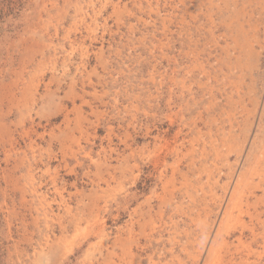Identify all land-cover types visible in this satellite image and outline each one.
Here are the masks:
<instances>
[{
    "label": "rangeland",
    "instance_id": "1",
    "mask_svg": "<svg viewBox=\"0 0 264 264\" xmlns=\"http://www.w3.org/2000/svg\"><path fill=\"white\" fill-rule=\"evenodd\" d=\"M263 148L264 0H0V264H264Z\"/></svg>",
    "mask_w": 264,
    "mask_h": 264
},
{
    "label": "bare ground",
    "instance_id": "2",
    "mask_svg": "<svg viewBox=\"0 0 264 264\" xmlns=\"http://www.w3.org/2000/svg\"><path fill=\"white\" fill-rule=\"evenodd\" d=\"M196 60H197V59H196ZM227 110H228V109H227ZM224 113H225V112H224ZM228 113H229V112H228ZM230 115H231V114H230ZM160 139H161V138H160ZM159 142H160V141H159ZM161 142H162V141H161ZM171 142H172V141H171ZM153 144H154V143H153ZM160 144H161V143H160ZM191 145H192V144H191ZM162 146H163V145H162ZM155 147H156V146H155ZM157 147H158V145H157ZM172 147H173V146H172ZM183 147H184V146H183ZM147 148H148V147H147ZM150 148H151V147H150ZM159 149H160V147H159ZM169 149H170V148H169ZM169 149H168V150H169ZM191 149H192V148H191ZM191 149H190V151H191ZM162 150H163V149H162ZM175 150H176V149H175ZM263 150H264V148H263ZM192 151H193V149H192ZM174 152H175V151H174ZM174 152H173V153H174ZM161 153H162V152H161ZM191 153H192V152H191ZM157 154H158V153H157ZM157 154H156V155H157ZM186 154H187V153H186ZM207 154H208V153H207ZM154 155H155V154H154ZM180 155H181V153H180ZM190 155H191V154H190ZM170 156H171V155H170ZM176 156H177V155H176ZM176 156H175V157H176ZM260 156H261V155H260ZM164 157H165V156H164ZM183 157H185V156H183ZM183 157H182V158H183ZM257 157H258V156H257ZM146 158H147V157H146ZM166 158H167V157H166ZM186 158H187V157H186ZM193 158H194V157H193ZM161 159H162V157H161ZM203 159H204V158H203ZM262 159H263V158H262ZM187 160H189V159H187ZM192 160H193V159H192ZM148 161H149V160H148ZM158 162H159V161H158ZM160 163H161V162H160ZM178 163H179V162H178ZM148 164H149V163H148ZM152 164H153V163H152ZM156 164H157V163H156ZM193 164H194V163H193ZM196 164H197V163H196ZM160 165H161V164H160ZM170 165H171V164H170ZM175 165L177 166L176 162H175ZM173 166H174V165H173ZM176 166H175V167H176ZM145 167H146V166H145ZM150 167H151V166H150ZM188 167H189V166H188ZM214 167H215V165H214ZM260 167H262V166H260ZM169 168H170V167H169ZM193 169H194V168H193ZM206 169H207V168H206ZM208 169H209V168H208ZM216 169H217V168H216ZM146 170H147V169H146ZM178 170H179V169H178ZM209 170H210V169H209ZM211 170H212V169H211ZM262 170H264V169H262ZM185 171H187V170H185ZM214 171H215V169H214ZM254 171H255V170H254ZM151 172H152V171H151ZM170 172H171V170H170ZM173 172H174V171H173ZM189 172H190V171H189ZM223 172H224V171H223ZM153 173H154V172H153ZM187 173H188V172H187ZM226 173H227V172H226ZM259 173H260V172H259ZM148 174H149V173H148ZM157 174H158V173H157ZM160 174H162V173H160ZM165 174H166V173H165ZM260 174H261V173H260ZM150 175H151V174H150ZM196 175H197V174H196ZM200 175H201V174H200ZM212 175H213V174H212ZM164 176H165V175H164ZM167 176H168V175H167ZM206 176H207V174H206ZM152 177H153V176H152ZM227 177H228V176H227ZM156 178H157V176H155V179H156ZM172 178H173V177H172ZM174 178H175V177H174ZM197 178H198V177H197ZM224 178H225V177H224ZM181 179H182V178H181ZM245 179H246V178H245ZM153 180H154V179H153ZM166 180H167V177H166ZM194 180H195V179H194ZM198 180H199V179H198ZM198 180H197V181H198ZM167 181H168V180H167ZM190 181H191V180H190ZM199 181H200V180H199ZM206 181H207V180H206ZM206 181H205V182H206ZM217 181H219V180H217ZM220 181H221V180H220ZM254 181H255V180H254ZM257 181H258V180H257ZM179 182H181V181H179ZM185 182H186V181H185ZM164 183H166V182H164ZM172 183H173V182H172ZM183 183H184V182H183ZM183 183H182V184H183ZM195 183H196V182H195ZM246 183H247V182H246ZM180 184H181V183H180ZM239 184H240V183H239ZM202 185H203V184H202ZM205 185H206V183H205ZM231 185H232V184H231ZM236 185H237V184H236ZM161 186H162V185H161ZM189 186H190V185H189ZM208 186H209V184H208ZM214 186H215V185H214ZM154 188H155V187H154ZM154 188H153V189H154ZM180 188H181V187H180ZM247 188H249V187H247ZM158 189H159V188H158ZM173 189H174V188H173ZM197 189H199V187H198ZM240 189H241V188H240ZM243 189H244V188H243ZM180 190H181V189H180ZM148 191H149V190H148ZM150 191H151V190H150ZM182 191H183V190H182ZM235 191H236V190H235ZM249 191H250V190H249ZM254 191H255V190H254ZM193 192H194V191H193ZM231 192H232V191H231ZM170 193H171V192H170ZM223 193H224V191H223ZM232 193H233V192H232ZM238 194H239V193H238ZM152 195H153V194H152ZM167 195H170V194H167ZM187 195H188V194H187ZM210 195H211V194H210ZM212 195H213V194H212ZM231 195H233V194H231ZM153 196H154V195H153ZM160 196H162V195H160ZM175 196H176V192H175ZM213 196H214V195H213ZM215 196H216V195H215ZM217 196H219V195H217ZM236 196H240V195H237V194H236ZM164 197H165V196H164ZM196 197H197V196H196ZM205 197H206V196H205ZM233 197H234V196H233ZM256 197H258V196H256ZM152 198H153V197H152ZM180 198H181V197H180ZM231 198H232V196H231ZM239 198H240V197H239ZM241 198H242V197H241ZM248 198H249V197H248ZM150 199H151V198H150ZM165 199H166V198H165ZM167 199H168V198H167ZM192 199H193V198H192ZM208 199H209V198H208ZM208 199H207V200H208ZM226 199H227V198H226ZM250 199H251V198H250ZM148 200H149V198H148ZM159 200H160V199H159ZM182 200H183V199H182ZM194 200H195V199H194ZM194 200H193V201H194ZM232 200H233V199H232ZM232 200H231V201H232ZM149 201H150V200H149ZM168 201H169V200H168ZM215 201H216V200H215ZM229 201H230V200H229ZM231 201H230V202H231ZM237 201H238V200H237ZM251 201H252V200H251ZM162 202H163V201H162ZM164 202H165V201H164ZM210 202H212V201H210ZM190 203H191V202H190ZM203 203H204V202H203ZM203 203H202V204H203ZM216 203H217V201H216ZM232 203H233V202H232ZM238 203H239V202H238ZM244 203H245V202H244ZM159 204H162V203H159ZM205 204H206V203H205ZM217 204H218V203H217ZM217 204H216V205H217ZM245 204H246V203H245ZM245 204H244V205H245ZM145 205H147V204H145ZM162 205H163V204H162ZM187 205H188V204H187ZM237 205H238V204H237ZM149 206H150V205H149ZM178 206H179V205H178ZM205 206H206V205H205ZM233 206H234V205H233ZM169 207H170V206H169ZM174 207L176 208V206H174ZM179 207H180V206H179ZM185 207H186V206H185ZM230 207H231V206H230ZM251 207H252V206H251ZM163 208H164V207H163ZM165 208H166V207H165ZM177 208H178V207H177ZM177 208H176V209H177ZM232 208H233V207H232ZM261 208H262V207H261ZM160 209H161V208H160ZM178 209H179V208H178ZM213 209H214V208H213ZM251 209H252V208H251ZM149 210H150V209H149ZM157 210H158V209H157ZM168 210H169V209H168ZM187 210H188V209H187ZM193 210H194V209H193ZM196 210H197V209H196ZM200 210H201V209H200ZM159 211H160V210H159ZM162 211H163V210H162ZM178 211H179V210H178ZM210 211H211V210H210ZM230 211H231V210H230ZM234 211H235V210H234ZM251 211H252V210H251ZM172 212H173V211H172ZM179 212H180V211H179ZM213 212H214V211H213ZM226 212H227V210H226ZM263 212H264V211H263ZM161 213H162V212H160V214H161ZM165 213H166V212H165ZM194 213H195V212H194ZM199 213H200V212H199ZM234 213L237 214V212H234ZM250 213H251V212H250ZM261 213H262V212H261ZM166 214H167V213H166ZM212 214H213V213H212ZM219 214H222V213H219ZM224 214H225V212H224ZM147 215H148V214H147ZM169 215H170V213H169ZM175 215H176V214H175ZM194 215H195V214H194ZM178 216H179V215H178ZM201 216H202V215H201ZM204 216H206V215H204ZM218 216H221V215H218ZM234 216H235V215H234ZM239 216H241V215H239ZM194 217H195V216H194ZM212 217H213V216H212ZM214 217H215V216H214ZM159 218H160V217H159ZM179 218H180V217H179ZM183 218H184V217H183ZM207 218H208V217H207ZM218 218H219V217H218ZM218 218H217V219H218ZM221 218H222V216H221ZM224 218H225V216H224ZM155 219H156V218H155ZM163 219H164V218H163ZM168 219H169V218H168ZM217 219H216V220H217ZM249 219H250V218H249ZM210 220H211V219H210ZM243 220H244V219H243ZM178 221H179V220H178ZM184 221H185V220H184ZM184 221H182V222H184ZM212 221H213V220H212ZM257 221H258V220H257ZM162 222H164V221H162ZM165 222H166V221H165ZM165 222H164V223H165ZM176 222H177V221H176ZM189 222H190V221H189ZM213 222H214V221H213ZM227 222H228V221H227ZM100 223H101V222H100ZM100 223H99V224H100ZM185 223H186V222H185ZM191 223H192V222H191ZM194 223H195V222H193V224H194ZM198 223H199V221H198ZM233 223H234V222H233ZM233 223H232V224H233ZM241 223H242V222H241ZM258 223H259V221H258ZM160 224H161V223H160ZM162 224H163V223H162ZM176 224H177V223H176ZM195 224H196V223H195ZM210 224H211V223H210ZM219 224H220V223H219ZM247 224H248V223H247ZM100 225H101V224H100ZM153 225H154V224H153ZM181 225H182V224H181ZM186 225H187V224H186ZM204 225H205V224H204ZM251 225H252V224H251ZM102 226H103V225H102ZM102 226H101V227H102ZM154 226H155V225H154ZM174 226H175V225H174ZM207 226H208V225H207ZM216 226H217V225H216ZM229 226H230V225H229ZM243 226H244V225H243ZM243 226H242V227H243ZM249 226H250V225H249ZM175 227H176V226H175ZM188 227H189V226H188ZM205 227H206V226H205ZM230 227H231V226H230ZM254 227H255V226H254ZM192 228H193V227H192ZM197 228H198V227H197ZM102 229H104V228H102ZM176 229H177V228H176ZM176 229H175V230H176ZM214 229H215V228H214ZM217 229H218V228H217ZM219 229H220V228H219ZM221 229H222V228H221ZM228 229H229V227H228ZM246 229H247V228H246ZM170 230H171V229H170ZM184 230H185V229H184ZM199 230H200V229H199ZM199 230H198V231H199ZM201 230H202V229H201ZM208 230H209V229H208ZM211 230H212V229H211ZM241 230H242V229H241ZM99 231H100V230H99ZM101 231H102V230H101ZM154 231H155V230H154ZM172 231H173V230H172ZM216 231H217V230H216ZM219 231H220V230H219ZM226 231H227V230H226ZM105 232H106V231H105ZM204 232H205V231H204ZM217 232H218V231H217ZM224 232H225V231H224ZM229 232H230V231H229ZM235 232H236V231H235ZM237 232H238V230H237ZM237 232H236V233H237ZM240 232H241V231H240ZM247 232H248V230H247ZM167 233H168V232H167ZM187 233H188V232H187ZM244 233H245V232H244ZM248 233L250 234V233H251V230H250V232H248ZM149 234H150V232H149ZM183 234H185V233H183ZM212 234H214V233L212 232ZM212 234H210V235H212ZM220 234H221V232H220ZM226 234H227V233H226ZM226 234H225V235H226ZM249 234H248V235H249ZM146 235H147V234H146ZM206 235H207V234H206ZM225 235H224V236H225ZM227 235H229V234H227ZM242 235H243V234H242ZM245 235H246V234H245ZM101 236H102V235H101ZM157 236H158V235H157ZM166 236H167V235H166ZM191 236H192V235H191ZM217 236H219V235H217ZM236 236H237V235H236ZM111 237H112V236H111ZM117 237H118V236H117ZM209 237H210V236H209ZM100 238H101V237H100ZM170 238H171V237H170ZM202 238H203V237H202ZM212 238H213V237H212ZM219 238H220V237H219ZM222 238H223V237H222ZM227 238H228V237H227ZM231 238H232V237H231ZM105 239H107V238H105ZM150 239H152V238H150ZM225 239H226V238H225ZM229 239H230V238H229ZM229 239H228V240H229ZM101 240H102V239H101ZM162 240H163V239H162ZM212 240H213V239H212ZM228 240H227V241H228ZM154 241H155V240H154ZM156 241H157V240H156ZM160 241H161V240H160ZM168 241H169V240H168ZM213 241H214V240H213ZM225 241H226V240H225ZM230 241H231V240H230ZM240 241H241V240H240ZM240 241H239V242H240ZM108 242H109V241H108ZM110 242H111V241H110ZM176 242H177V240H176ZM189 242H190V241H189ZM201 242H203V241H201ZM209 242L211 243V239H210ZM237 242H238V241H237ZM239 242H238V243H239ZM112 243H113V242H112ZM114 243H115V242H114ZM168 243H169V242H168ZM197 243H198V240H197ZM220 243H221V242H220ZM244 243H245V242H244ZM98 244H99V243H98ZM110 244H111V243H110ZM190 244H192V243H190ZM225 244H226V243H225ZM239 244H240V243H239ZM100 245H101V243H100ZM138 245H139V244H138ZM145 245H146V244H145ZM161 245H162V244H161ZM186 245H187V244H186ZM188 245H189V244H188ZM202 245H203V244H202ZM240 245H241V244H240ZM148 246H149V245H148ZM190 246H191V245H190ZM190 246H189V247H190ZM228 246L230 247V245H228ZM242 246H243V245H242ZM205 247L207 248L208 246H205ZM99 248H100V247H99ZM109 248H110V247H109ZM157 248H158V247H157ZM224 248H225V247H224ZM237 248H238V247H237ZM93 249H94V248H93ZM158 249H159V248H158ZM195 249H196V248H195ZM208 249H209V250H208V254H207L206 257L204 258V260L201 261L202 264L210 263L211 260H210L209 258L214 259V258L216 257V256L214 255V252H215V251L213 252L214 247H213V246H212V247L210 246ZM239 249H241V248H239ZM102 250H103V249H101V251H102ZM225 250H226V249H225ZM241 250H242V249H241ZM245 250H246V249H245ZM129 251H130V250H129ZM163 251H164V250H163ZM168 251H169V250H168ZM198 251H199V250H198ZM223 251H224V250H223ZM238 251H240V250H238ZM109 252H110V251H109ZM131 252H132V251H131ZM203 252H205V251H203ZM212 252H213V253H212ZM228 252H229V251H228ZM234 252H237V250L234 251ZM242 252H243V251H242ZM97 253H98V252H97ZM160 253H161V252H160ZM184 253H185V252H184ZM201 253H202V250L199 251L197 257L195 258V259H196L195 264H198V260H197V259H199L198 257L201 255ZM215 253H216V252H215ZM218 253H219V251H218ZM225 253H226V252H225ZM98 254H99V253H98ZM112 254H113V253H112ZM123 254H124V253H123ZM132 254H133V253H132ZM227 254H228V253H227ZM235 254H236V253H235ZM237 254H238V253H237ZM93 255H94V254H93ZM99 255H100V254H99ZM109 255H110V254H109ZM151 255H152V254H151ZM154 255H155V254H154ZM175 255H176V254H175ZM202 255H203V254H202ZM212 255H213V257H210V256H212ZM224 255H225V254H224ZM238 255H239V254H238ZM86 256H87V255H86ZM113 256H114V255H113ZM113 256H112V257H113ZM219 256H220V255H219ZM222 256H223V255H222ZM227 256H228V255H227ZM233 256H234V255H233ZM240 256H241V255H240ZM240 256H239V257H240ZM106 257H107V256H106ZM155 257H156V256H155ZM191 257H192V255H191ZM194 257H195V256H194ZM194 257H193V258H194ZM201 257H202V256H201ZM224 257H225V256H224ZM235 257H236V255H235ZM235 257H234V258H235ZM247 257H248V256H247ZM89 258H90V257H89ZM91 258H93V257H91ZM121 258H122V257H121ZM182 258H183V257H182ZM202 258H203V257H202ZM217 258H218V257H216L214 260H216ZM231 258H232V257H231ZM240 258H241V257H240ZM122 259H123V258H122ZM145 259H146V258H145ZM148 259H149V258H148ZM148 259H147V260H148ZM173 259H174V258H173ZM190 259H191V258H190ZM228 259H229V258H228ZM243 259H244V258H243ZM120 260H121V259H120ZM129 260H131V259H129ZM137 260H138V259H137ZM149 260H150V259H149ZM168 260H169V259H168ZM170 260H171V259H170ZM186 260H187V259H186ZM239 260H240V259H239ZM239 260H237V261H239ZM84 261H85V260H84ZM88 261H89V260H88ZM121 261H122V260H121ZM233 261H234V260H233ZM109 262H111V261H109ZM148 262H149V261H148ZM150 262H151V260H150ZM153 262H155V261H153ZM156 262H157V261H156ZM171 262H172V261H171ZM181 262H182V261H181ZM201 262H200V263H201ZM214 262H215V261H214ZM230 262H231V261H230ZM243 262H244V261H243ZM95 263H96V262H95ZM111 263H112V262H111ZM124 263H125V262H124ZM164 263H165V262H164ZM172 263H173V262H172ZM216 263H217V262H216ZM235 263H236V262H235ZM235 263H234V264H235ZM112 264H113V263H112ZM117 264H118V263H117ZM137 264H138V263H137ZM184 264H185V263H184ZM188 264H189V263H188ZM210 264H211V263H210ZM231 264H232V263H231ZM237 264H238V263H237ZM240 264H241V262H240Z\"/></svg>",
    "mask_w": 264,
    "mask_h": 264
}]
</instances>
